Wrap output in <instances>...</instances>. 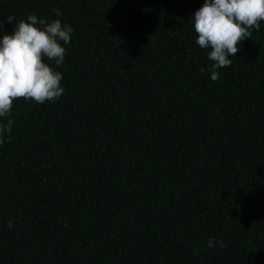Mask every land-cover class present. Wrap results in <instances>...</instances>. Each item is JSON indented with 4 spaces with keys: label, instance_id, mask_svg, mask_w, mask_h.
Masks as SVG:
<instances>
[{
    "label": "trees",
    "instance_id": "16d2710c",
    "mask_svg": "<svg viewBox=\"0 0 264 264\" xmlns=\"http://www.w3.org/2000/svg\"><path fill=\"white\" fill-rule=\"evenodd\" d=\"M0 264H264V0H0Z\"/></svg>",
    "mask_w": 264,
    "mask_h": 264
}]
</instances>
